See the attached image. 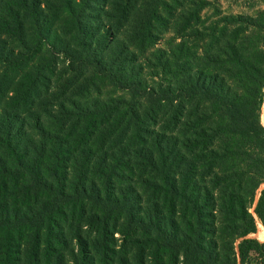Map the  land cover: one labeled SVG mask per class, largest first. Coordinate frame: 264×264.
I'll use <instances>...</instances> for the list:
<instances>
[{
  "label": "trees",
  "instance_id": "trees-1",
  "mask_svg": "<svg viewBox=\"0 0 264 264\" xmlns=\"http://www.w3.org/2000/svg\"><path fill=\"white\" fill-rule=\"evenodd\" d=\"M165 3L146 0L126 39L113 28L76 21L79 2L63 0L76 30L57 36L48 28L40 35V47L45 42L48 51L62 53L82 80L71 83L74 95L63 93L54 109L34 110L41 99L40 85L27 80L34 70L26 72L20 91L1 99L0 264H19L22 256L21 264H48L45 257L55 255L56 264H65L61 249H71L74 238L60 221L92 223L102 215L139 224L131 178L143 167L154 189L170 192L185 211L191 205L199 223L204 206L236 221L241 242L234 264H244L250 252L264 253V243L249 238L256 219L264 226V189L256 202L264 186V10L208 22L200 15L206 2L193 1L172 20L186 31L181 40L152 51L157 61L149 66L155 33L167 29L157 10ZM132 7L123 11L125 19ZM2 58L11 62L10 55ZM14 64L18 69L24 62ZM148 68L160 79L146 77ZM97 81L121 88L131 100L88 99L85 93ZM188 221L199 240L194 250L205 252L203 235ZM176 235L173 247H165L186 259L183 239L191 241L190 235ZM87 250L83 244L76 264H95ZM205 263L199 254L189 262Z\"/></svg>",
  "mask_w": 264,
  "mask_h": 264
},
{
  "label": "rangeland",
  "instance_id": "rangeland-1",
  "mask_svg": "<svg viewBox=\"0 0 264 264\" xmlns=\"http://www.w3.org/2000/svg\"><path fill=\"white\" fill-rule=\"evenodd\" d=\"M193 1L198 2L199 5L203 1L206 2L200 15L208 22L218 21L228 15H253L258 10H264V0H165L166 3L157 10L160 9L167 29L164 33L163 31L155 33L158 37L153 38L155 44L146 53L150 58L147 60V65L152 66L157 61L153 58L152 51L169 49L181 40L180 34H185L186 31L179 32L183 28L182 23L175 27V21L172 20L179 17L180 11L184 10L183 7H187ZM77 2L79 4L74 13L82 17L76 18V21L81 20L86 26H91L95 30L106 31L113 28L118 37L128 39V32L135 18L143 12L142 4L146 0H77ZM128 4L133 7L129 12L130 18L125 19L123 11H126ZM157 27L161 28L159 25ZM48 28H51L52 34L56 33L57 36H66L68 31L73 33L76 30L73 19H70L69 13L65 10L63 0H0V102L5 95H14V90L20 91L26 72L29 74L32 70L34 72L27 77V80L29 77L34 78L33 82L40 85L41 92V99L36 101L34 110L40 112L46 107L54 109L58 106L63 93L74 95L72 88L81 82L82 72L74 71L69 59L62 53H57L55 50L48 51L45 42L42 48L40 47V35ZM102 31L97 37L102 35ZM33 52L36 53L31 57ZM2 54L10 55L11 62H3ZM16 59L24 62V65L18 69L14 64ZM153 70L148 68L143 73L148 78L159 80ZM73 81L75 83L71 85ZM85 94L90 100L115 99L118 102L121 97H125L127 101L131 100L127 92L106 81H97V85H90ZM260 120L264 126V109ZM147 142L145 143L148 144ZM143 168L138 177L131 178L137 190L134 194H137L135 204L139 206L137 211L141 219L136 220L139 224H129L125 216L120 217L115 223L112 218L102 219V215L92 223L79 222L77 219H70L66 224L60 221L65 225L66 230L70 229L74 238L71 242L69 240L71 249H61L64 253L58 255L63 263L76 264L74 258L79 256L83 244L88 245L87 254L95 264H189V262L193 263L197 254L199 258L205 260V264L213 263V260L216 264H234L236 259L239 261L237 256L241 239L235 237V232H238L234 229L235 220L229 222L227 220L229 218L217 208L204 206L200 207L203 208L204 213L199 223L191 210V205L185 211L180 205L177 207L170 192L163 193L154 189L153 183L148 181L150 173L145 171L146 167ZM263 189L264 186L259 189L256 202ZM249 212L253 214L254 209H250ZM254 216L257 218L256 215ZM188 220L192 221L193 229L203 235L200 241L205 247V252L199 253L194 250L199 240L188 225ZM237 224L242 225L240 221ZM256 225L257 231L249 235V238L264 243V226L259 219H256ZM157 227H161L160 231H157ZM103 228L108 230L106 234ZM182 230L189 234L191 239V241L183 239L188 243L190 250V253L186 254V259L184 252L180 253L177 249L165 247L166 245L173 247L178 236L176 234ZM76 235L81 236L85 241L79 242ZM56 259L55 255L52 258L46 256L44 260L48 264H56ZM22 262H25L24 256L19 259V264ZM244 264H264V253L250 252Z\"/></svg>",
  "mask_w": 264,
  "mask_h": 264
}]
</instances>
